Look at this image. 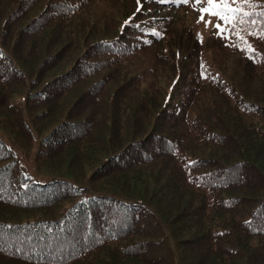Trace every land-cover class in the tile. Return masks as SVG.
Wrapping results in <instances>:
<instances>
[{"label": "trees", "instance_id": "1", "mask_svg": "<svg viewBox=\"0 0 264 264\" xmlns=\"http://www.w3.org/2000/svg\"><path fill=\"white\" fill-rule=\"evenodd\" d=\"M108 1L0 0V130L36 175L0 138V264H264V37L189 66L143 3L109 36Z\"/></svg>", "mask_w": 264, "mask_h": 264}, {"label": "rangeland", "instance_id": "2", "mask_svg": "<svg viewBox=\"0 0 264 264\" xmlns=\"http://www.w3.org/2000/svg\"><path fill=\"white\" fill-rule=\"evenodd\" d=\"M204 2H206V0H202V4L197 5L196 8L192 7L191 2L188 4L173 3L172 0H163V2L162 0H141L139 2L140 4L143 3V10L149 13L148 17H151V19H153L152 21H158L156 20L158 18H165L170 22L169 26L174 30V35H176L181 42H178V45L185 49L184 51L188 56L187 64L189 66L196 64L197 61L199 63L204 57L211 58L218 64L221 62L225 63L224 59L228 58L225 39L216 34V29L213 26L215 18H211L213 24H209L208 26H205L204 21L198 20V8L203 6ZM137 4V0H109L108 3L104 4L102 7L106 15L105 19L99 18L98 21L101 25H104V29L109 36L117 34L119 32L117 30L118 23L121 22L125 16L133 12ZM151 19H147V25L151 22ZM205 19L208 20L209 17L205 15ZM198 33L201 38H198ZM132 34L136 35V33ZM139 36L138 38L140 40L146 39L142 34ZM182 40H185V42H182ZM160 41L154 43L158 51L164 53L169 48L171 53H174L175 48L172 46L170 48L166 44V40ZM193 41H195L196 44H192ZM232 64L235 65L234 68L240 73L248 74L247 71L249 70L245 69L243 64L235 61L234 63H229V66ZM168 68L171 67L168 66ZM0 138L5 141L6 145L18 159L19 170L36 178L33 165L24 156L20 148L1 130Z\"/></svg>", "mask_w": 264, "mask_h": 264}, {"label": "snow or ice", "instance_id": "3", "mask_svg": "<svg viewBox=\"0 0 264 264\" xmlns=\"http://www.w3.org/2000/svg\"><path fill=\"white\" fill-rule=\"evenodd\" d=\"M139 2L140 0H137V3ZM172 2L180 4L191 2L193 8L202 4V0H172ZM256 8V0H206L203 6L198 8V20L204 21L205 26H208L213 24L211 18H215L213 26L216 34L225 40L235 37L239 43L233 46L239 47L249 57H254L256 50L249 42L248 36L264 37V11H256ZM205 15L209 17L208 20L205 19ZM129 22L130 19L125 20L124 23ZM150 31L155 35H162L156 29ZM198 38H201L199 33ZM42 239L47 243V238Z\"/></svg>", "mask_w": 264, "mask_h": 264}]
</instances>
